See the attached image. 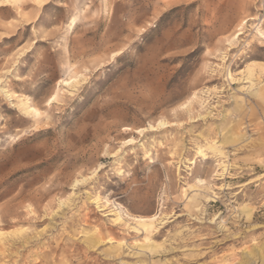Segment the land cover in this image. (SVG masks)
Wrapping results in <instances>:
<instances>
[{"label": "rangeland", "instance_id": "1", "mask_svg": "<svg viewBox=\"0 0 264 264\" xmlns=\"http://www.w3.org/2000/svg\"><path fill=\"white\" fill-rule=\"evenodd\" d=\"M18 8L0 89L41 116L0 91V264H264V0Z\"/></svg>", "mask_w": 264, "mask_h": 264}, {"label": "bare ground", "instance_id": "2", "mask_svg": "<svg viewBox=\"0 0 264 264\" xmlns=\"http://www.w3.org/2000/svg\"><path fill=\"white\" fill-rule=\"evenodd\" d=\"M23 0H0V7H4V6H14L17 9V14H21V10L18 8V6L20 5V3ZM28 1V0H27ZM31 3H33L35 6L37 7H42L44 6L45 3H47L48 0H29ZM74 20H72L70 22L71 25H73ZM261 36V38L264 40V32H260L259 34ZM21 55V54H19ZM255 65L254 64H249L246 65L243 70L241 71V74L243 75V73L245 74V82H247V79L250 80V85H253V83L251 82V79L254 78L256 76L255 73ZM229 79L231 81H234V79L232 78L231 75H228ZM256 79V78H255ZM61 84H63L64 86H70L72 87L74 84H77V80L76 79H72V80H63L60 82ZM2 96L5 97V99L9 100V101H14V98L17 99V103L15 104V107L18 109V111L26 118L28 117H34V118H39L41 116V113L39 112V110H37L35 107H32L28 101L24 100V98L20 97L17 94H9L8 91L4 90V89H0ZM56 100V97H52L50 98V100L48 101V104L53 103ZM195 100H201V96H198V93L195 92V94L190 97L187 100L188 104H191V102L195 101ZM200 102V101H199ZM184 108H186V106H183ZM165 122H160L158 123V127H162L163 125H165ZM127 129V128H126ZM129 130V129H127ZM212 147V146H211ZM214 148V147H213ZM212 151V150H211ZM198 154L200 156H204L205 158V154L202 152V150L200 148H198L197 150ZM79 181H75V183H78ZM75 186V184H74ZM122 218L120 217V215H118L116 217V219H114L115 224L116 223H121ZM137 221L139 222H151L154 221L155 219H153L152 217H148V218H135ZM134 219V220H135ZM135 220V221H136ZM1 235V234H0Z\"/></svg>", "mask_w": 264, "mask_h": 264}]
</instances>
